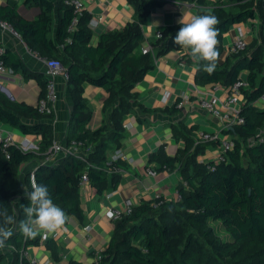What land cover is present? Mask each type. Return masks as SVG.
I'll return each instance as SVG.
<instances>
[{"label": "trees", "instance_id": "16d2710c", "mask_svg": "<svg viewBox=\"0 0 264 264\" xmlns=\"http://www.w3.org/2000/svg\"><path fill=\"white\" fill-rule=\"evenodd\" d=\"M66 1L23 0L25 6L41 9L40 15L34 19L24 17L16 1L0 4V20L9 23L32 51L62 62L74 104L67 145L71 146L75 141L83 152L91 146L83 157L78 153H66L55 164L46 163L52 155L49 149L54 143V133L52 125L42 120L52 118L54 111H41L38 106L11 100L0 93V121L24 134L42 136L38 151H25L16 143L5 145L0 139V202L17 221L25 218L24 207L30 203L26 193L32 190L21 185L20 167L33 158L40 160L34 171L36 183L47 185L54 203L65 212L84 217L81 205L83 176L87 175L89 182L102 190L101 185L109 178V170L115 172L118 162L108 160L107 153L115 150L116 142L124 136L122 119H115V116L132 109L136 95L133 89L149 70L154 69L155 58L173 48L172 42L177 34L163 29V37L153 43V52L142 53L139 50L145 39L142 26L147 24L151 9L160 1L130 0L136 7L137 19L125 30L102 33L98 44L93 45L90 43L93 37L92 16L85 10L76 28L70 30L76 14ZM182 1L210 3L208 0ZM254 1L218 0L212 2L211 13H203L215 15L219 20L216 27L219 29L217 47L220 55L223 34L233 26L256 17ZM263 4L264 0H258V7ZM261 37L264 40V27ZM246 51L231 53L222 63L218 60L216 71L211 75L201 68L205 62L198 63L197 81L230 86L241 78L244 70L249 72V87L244 89L245 123L236 126L235 133L254 136L255 141L246 150L237 141L224 161L201 162L198 155L202 148L213 142L196 143L190 135H185L186 146L175 156L165 155L160 164L161 169L181 171L178 199L158 196L143 201L134 206L131 214L115 221L112 239L101 252L100 264H197L191 259L189 250L196 247L202 251L204 243L216 253L223 254L224 246L209 225L211 220L222 221L229 231L233 238L229 247L245 241L260 246L254 257L234 264H264V140L258 136L264 111L254 106L264 96V46H259L250 56L244 55ZM0 61L26 79H36L41 87L40 97L46 95L45 73L31 70L22 58L7 48L0 53ZM86 82L109 88L105 110L113 118L112 126L106 122L99 128H89L93 114L84 95ZM177 103L173 108L176 113L179 110ZM144 110L152 111L151 108ZM188 131L192 133V129ZM159 157L160 153L152 155L151 159ZM244 159H248V164ZM27 181L30 182V176ZM194 229L198 232L200 229L198 236ZM38 242L37 239L26 238L18 230L6 242L14 254L11 264H25L26 258L22 257L21 251ZM48 244L53 257H58L54 242L49 240ZM176 249L179 250L178 257L174 254ZM6 262V256L0 253V264Z\"/></svg>", "mask_w": 264, "mask_h": 264}, {"label": "crops", "instance_id": "0c3cea01", "mask_svg": "<svg viewBox=\"0 0 264 264\" xmlns=\"http://www.w3.org/2000/svg\"><path fill=\"white\" fill-rule=\"evenodd\" d=\"M7 1L0 0V4ZM13 1L18 2L20 13L28 19L37 18L41 13L39 7H27L23 0ZM158 1H160L159 5L154 6L150 11L147 24L142 26L145 39L139 46V50L142 46L157 41L154 35L158 29L178 32L180 29L178 21L183 16L190 18L192 15L204 12L211 13L212 2L218 0H208L209 4L182 0ZM253 7L257 12L254 19L235 25L223 34L220 63L231 54V43L238 37L240 30L245 33L248 42L244 55L250 56L259 46H264V40L261 37L264 27V6L258 7V0H255ZM85 9L96 21V27L92 28L93 37L90 42L93 45L98 44L102 33L125 30L129 23L137 19L136 7L130 0H86ZM172 45L173 48L169 52L155 58L154 69L149 70L133 89L136 95L132 100V109L115 116V119H122L124 134L116 142V149H122L126 158L116 161L118 164L115 172L109 170V178L101 185L102 190L91 182L81 187L84 217L79 218L64 211L68 217L66 223L54 233L45 234L41 231L34 238L39 242L27 248L31 256L45 264H96L94 260L96 253L102 252L113 236L114 223L109 216L111 208L122 206L129 199L135 205L158 196L178 199L177 185L182 179L181 171L161 169L162 158L165 155L178 154L186 146L185 135H190L196 141L200 132L218 131L221 122L200 103L202 91L211 83L203 84L197 81L199 65L192 60L189 49L175 45L174 42ZM0 47L13 51L31 70L46 72L47 67L41 56L32 51L22 37L3 29L1 25ZM248 73L244 70L241 77L247 79ZM57 82L59 89L57 108L52 118L43 119L42 122H49L53 127L54 141L68 148L70 146L67 145V136L69 126L72 124L73 97L66 73L60 75ZM84 89L88 107L93 114L88 124L89 128H99L106 122L112 126L113 118L105 110V103L110 95L109 88L86 82ZM0 93L11 100L37 106L41 87L36 79H26L21 73L14 71L12 75L0 74ZM185 97L189 99L184 101L183 107H179L177 102ZM260 99L254 103V106L258 105L259 110L264 111V104L260 102ZM244 102H246L245 98ZM176 103L179 109L177 113L173 112ZM145 108H151L152 111L144 110ZM189 128L192 129V133L188 131ZM7 135H12L17 143L23 139L31 140L33 145H27V147L33 149L36 143H40L42 137L24 134L0 121V136ZM221 136L233 137L236 141L240 139L235 129L224 131ZM261 139L264 140L262 137ZM115 150L108 151V160L111 159ZM218 152L219 144L213 142L202 148L198 160L201 161L204 158L210 161ZM66 153L53 154L49 160L46 159V163L55 164L58 158ZM159 153L158 159H151L152 155ZM39 162L38 158L29 159L20 167V182L27 190L30 189L31 175ZM150 168L156 169L157 173L150 174L148 171ZM28 176H30V182L27 181ZM60 208L63 210L62 207ZM16 233L18 230L14 232ZM49 240H52L58 249L56 258L53 257L49 247ZM0 253L6 256L7 264L12 263L14 254L8 245L0 249Z\"/></svg>", "mask_w": 264, "mask_h": 264}, {"label": "built area", "instance_id": "2783aa9c", "mask_svg": "<svg viewBox=\"0 0 264 264\" xmlns=\"http://www.w3.org/2000/svg\"><path fill=\"white\" fill-rule=\"evenodd\" d=\"M85 1L86 0H67L66 3L74 8L76 16L74 17L70 30H74L79 22V17L82 13L86 10L85 9ZM0 25L3 29L10 30L15 35L20 36V34L14 30V28L7 22L0 20ZM91 28L96 27V21L93 19L90 23ZM163 37L162 29H158L155 32L154 38L160 39ZM247 40L245 33L240 30V34L236 39L231 43L230 52L231 53H238L243 51L247 47ZM142 53L146 54L149 52H153V44L149 43L141 48ZM4 52V48L0 47V53ZM154 56H156L154 54ZM41 59L46 64V95L44 97H40L37 106L41 111L52 112L56 110L57 103L59 100V89H58V82L57 78L65 73V68L62 62L59 59L55 58H46L41 56ZM14 70L12 68L6 67L2 61H0V74H10L12 75ZM67 75V74H66ZM249 87V82L247 79L240 78L235 83L230 86H225L220 83H211L207 88L202 91V98L200 100L201 105L213 116L217 117L221 122V127L218 131L215 132H200L198 133L196 143L211 141V142H218L219 144V152L216 154L214 158L210 161L221 162L226 159L227 153L233 150L236 146V140L231 138H223L221 135L224 131H228L231 129H235L236 126L245 123V116L243 114V106H244V98L245 93L244 89ZM189 99V97H185L181 101L178 102L179 107H183L184 101ZM0 139L5 142V145L8 144H18L20 148L23 150L30 151L33 150L32 147H27V145H33V142L29 139H23L21 142L17 143L12 135H7L5 137H1ZM36 145V144H35ZM91 150V146H88L87 149L83 152L82 149L79 148L78 144L74 141L73 144L66 148L64 145L55 142L49 149L52 155H56L60 152H67L68 154L71 153H78L79 157H83L84 153H87ZM83 152V154H82ZM47 158L49 160L51 157ZM126 158L125 153L122 149H116L113 154L111 155V162H116L119 159ZM204 158L201 159V162H205ZM214 169V167H212ZM149 173L155 175L157 173L156 169L150 168L148 169ZM34 178V172L31 175V185ZM36 182V181H35ZM89 183V178L87 175H84L82 178V187L85 184ZM31 187V186H30ZM32 188V187H31ZM179 197V194H178ZM135 204L132 200H127L126 203L122 206H115L110 209L109 216L113 223L119 219H121L124 215L131 214L133 212ZM6 248V247H5ZM11 248H13L11 246ZM22 257L26 258L25 264H45L41 260L37 259L30 255L28 249H23L21 251ZM102 259V253L97 252L95 255V263L100 264Z\"/></svg>", "mask_w": 264, "mask_h": 264}, {"label": "clouds", "instance_id": "9594fccd", "mask_svg": "<svg viewBox=\"0 0 264 264\" xmlns=\"http://www.w3.org/2000/svg\"><path fill=\"white\" fill-rule=\"evenodd\" d=\"M181 25L174 37V44L190 50L193 61L200 63L204 72L211 75L216 71L220 59L218 50L219 29L218 18L212 14H197L178 21ZM32 190L26 193L30 202L24 207L25 218L17 221L9 215L8 209L0 202V249L19 230L26 238H36L42 231L54 233L62 227L68 217L64 210L56 205L51 198L47 185L38 184L33 180Z\"/></svg>", "mask_w": 264, "mask_h": 264}, {"label": "rangeland", "instance_id": "374dc122", "mask_svg": "<svg viewBox=\"0 0 264 264\" xmlns=\"http://www.w3.org/2000/svg\"><path fill=\"white\" fill-rule=\"evenodd\" d=\"M243 52L244 51H242V53ZM260 102L264 104V97L260 99ZM256 108L259 110L258 105L256 106ZM254 115H256V113ZM260 123L261 124L258 129V136L264 138V119H262ZM237 141H239L243 149L246 150L248 146L255 141V137L240 136V139ZM39 147L40 143H36L35 149L33 150L38 151ZM244 162L248 164V159H244ZM209 225L214 228V234L219 239L221 245L224 246V252L223 254H218L203 242L204 248L202 251H198L196 247H193L189 250L191 259L197 264H234L236 262L254 257L256 250L260 248V246L251 241L242 242L240 244H237V246L231 248L229 247V245L233 243V238L226 227L223 225L222 221L211 220L209 222ZM193 231L195 232V234H197V236L200 233V229L199 232L197 229H194ZM174 254L178 257L179 250H174Z\"/></svg>", "mask_w": 264, "mask_h": 264}]
</instances>
